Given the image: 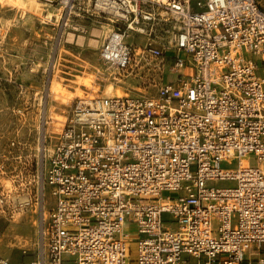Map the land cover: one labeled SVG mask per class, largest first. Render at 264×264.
Segmentation results:
<instances>
[{"label": "built area", "instance_id": "built-area-1", "mask_svg": "<svg viewBox=\"0 0 264 264\" xmlns=\"http://www.w3.org/2000/svg\"><path fill=\"white\" fill-rule=\"evenodd\" d=\"M36 1L57 10L59 43L79 18L106 22L99 58L139 89L75 99L42 163L16 139L0 151V236L25 213L27 264H264L259 1Z\"/></svg>", "mask_w": 264, "mask_h": 264}, {"label": "rangeland", "instance_id": "rangeland-1", "mask_svg": "<svg viewBox=\"0 0 264 264\" xmlns=\"http://www.w3.org/2000/svg\"><path fill=\"white\" fill-rule=\"evenodd\" d=\"M258 1L264 9V0ZM41 8L44 14L35 16L0 4V151L8 150L9 142L16 139L24 146L23 155L30 161L35 160L40 143L38 126L44 130V121L47 153L53 136L62 128L75 99L112 96L107 93L110 84L120 88V85L106 80L109 73L113 72L123 83L124 93L132 95L139 89V80L119 78L116 76L118 72L108 69L99 58L102 42L111 29L106 22L93 23L79 18L72 24L75 30L67 29L59 43L51 24H56L55 18L58 20L57 10L43 5ZM48 13L54 15L49 22L45 19ZM69 32L74 34L72 43L66 42ZM79 39L81 42H78ZM134 41L140 43L143 39L135 37ZM255 73L262 76L261 70ZM172 78L169 77L170 80ZM51 84L61 85L67 97L56 99L54 95L48 96ZM120 90L123 93V89ZM16 108L21 113L14 111ZM248 160L252 167L259 165L254 156ZM222 166L224 169H234L237 162L223 163ZM211 186L231 188L234 183H211ZM49 191L47 187L46 196ZM14 216L4 224L0 236V255L14 264H27L37 254L38 225L34 218L25 213H21V221L16 225ZM165 219V223L169 224L168 216ZM133 242L128 246L134 259L136 244Z\"/></svg>", "mask_w": 264, "mask_h": 264}, {"label": "bare ground", "instance_id": "bare-ground-1", "mask_svg": "<svg viewBox=\"0 0 264 264\" xmlns=\"http://www.w3.org/2000/svg\"><path fill=\"white\" fill-rule=\"evenodd\" d=\"M0 4L2 6L11 7L12 9L17 10V11H22V13H24V14L29 13L30 15H35V16H42L44 14L43 13L44 10L41 8V4L39 2H37L36 0H0ZM53 17H54V15L52 13H48L45 16V19H47L49 22V21H52ZM57 18L59 19V14L57 15ZM0 30H1V27H0ZM99 31H100V29H99ZM0 33H1V31H0ZM73 36H74L73 33H71V32L67 33L66 42L72 43L74 40ZM78 42H81L80 39L78 40ZM53 67H54V63L52 62V68ZM97 71L101 72L100 69H97ZM106 80H109V81L113 82L114 84L120 85V88L123 89V93H122L120 88L114 87L110 84L107 86V90H108L107 93L112 94V96H118V97L124 96V95H131V94L124 93L125 86H122L123 83L115 77L113 72L108 74V77ZM131 89L133 90V88H131ZM49 95H54L56 99H58L59 97H62V98L67 97L65 95V93L63 92L61 85H59V84H57L55 86L51 84V87L48 90V96ZM44 127H45V125H44ZM38 129H39L38 132L40 134V143H38V150L36 149L37 153L35 154V157L39 160L40 163H42V161L44 160L43 154L45 157L46 150H47L46 143H45V136H44V132H46L47 130L45 128V131H44L43 129L39 128V126H38ZM244 163H246V162H244ZM14 221H15L16 225H19V223L21 221V214H16L14 216ZM10 230H12V227H10ZM6 246L8 247L7 244H6Z\"/></svg>", "mask_w": 264, "mask_h": 264}]
</instances>
